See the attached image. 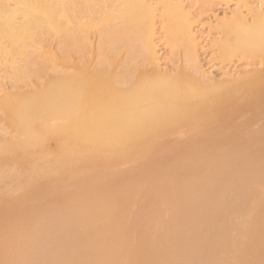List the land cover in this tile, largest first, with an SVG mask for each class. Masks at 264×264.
I'll use <instances>...</instances> for the list:
<instances>
[{
	"label": "bare ground",
	"instance_id": "1",
	"mask_svg": "<svg viewBox=\"0 0 264 264\" xmlns=\"http://www.w3.org/2000/svg\"><path fill=\"white\" fill-rule=\"evenodd\" d=\"M159 4L189 65L173 74L136 64L156 63ZM159 4L0 0V68L18 84L57 69L43 50L53 39L81 58L98 39L92 69L0 99L13 134L0 138V173L24 171L28 187H0V264H264V70L212 83L182 2ZM250 13L220 23V60L264 62V10Z\"/></svg>",
	"mask_w": 264,
	"mask_h": 264
},
{
	"label": "rangeland",
	"instance_id": "2",
	"mask_svg": "<svg viewBox=\"0 0 264 264\" xmlns=\"http://www.w3.org/2000/svg\"><path fill=\"white\" fill-rule=\"evenodd\" d=\"M161 1L162 0H149V2L152 5L154 4V6H156L155 4H159ZM176 1H178V2H176ZM181 2H182V4H181ZM181 2H179V0H173L174 4H177V3L181 4V6L183 8V12L185 11L184 14L187 16V20L189 21L188 24H189V26L191 25L190 26V30L192 32L191 33V36H192L191 40L193 41V45L194 44L196 45V46L194 45V48H195V52H196V57L198 56L197 62H199L198 64H199V68H201V70H202V72H201L202 75L204 73L205 76L208 77L212 81V83H219V82L227 80V79L233 80V78L235 79V78H238L242 75H249V74L264 70V62H262L260 60V58H253V59L249 58L247 60V59L241 58L238 55H235V56H231V58L228 60L222 61L218 58L220 56V54H219L220 52H219V49L217 48V44H218L217 42H219L221 37L223 38V35L221 34L222 32H220L221 31L220 23L222 24V22H224V20L232 19L234 16V12H237L238 10L242 13L243 17H246L247 20H249L248 22H251L253 20V17H251L252 14L250 12L254 9L257 10V8L258 9L262 8L264 10V0H239V1L238 0H181ZM244 4H245V6H244ZM160 6H161L160 4L157 5L158 8H156L157 11H155L156 14H155V19H154L155 20V23H154L155 35H154V39H153V42H154L153 44L154 45L156 44L155 45V47H156L155 54L157 53L156 54L157 60H155L156 63L153 62V64H149L148 62L143 63L144 62L143 60H142L143 62H140L138 60V63H136V64L141 63V65H140L141 67L138 65V67L141 69V71L160 70L163 73H167V74L172 73L173 74V73H176L177 72L176 70H178V69H181V68L186 69L185 67H187L186 66L187 62L184 61L185 55L183 54L184 48L182 46H181L182 48L177 47L176 50L178 48H180L177 51L175 49L173 50V48L171 46H169L170 43L168 41V37H167L166 31H165V21L166 20L162 16L163 8H161L162 6L161 7ZM252 8H254V9H252ZM220 20H222V21H220ZM218 26H220V28ZM92 33L88 35L89 36L88 38H90V40H89L90 44H88V45L91 48L89 47L90 48V49H88L89 52L86 51V52H88L86 55L83 54L84 52L82 53V55H83L82 58L77 56V55H74V54H72V55L70 54L71 56L69 55L68 57L61 56L62 54L58 50L59 46H57V44L59 43V40L57 41V39L56 40L53 39L49 44L50 46L47 45L48 47L46 46L45 48H43L45 54L48 53L47 56H49L51 58V60L54 61V62H51V64L53 63V66L54 65L57 66V69H55L54 71H56V72L59 71L58 73H62L63 71L69 72L73 65H76V66L80 65L81 66L83 63L86 64V66L88 65L92 69L97 63V57H96L97 51H95V47L98 44V42H97V44L95 46L96 40H98L97 39V33L95 32L96 35H94L95 34L94 31ZM213 42H215V43L213 44ZM217 49H218V51H217ZM124 52H122L123 54L120 53L118 56L117 62H119V63L116 62L117 68H118L119 64L125 62V58L127 57L126 56L127 53H124ZM82 55L80 54V56H82ZM66 58L68 60H66ZM0 63H1V61H0ZM147 63H148V65H147ZM51 64L48 63L47 66L49 67ZM134 64H132L129 67V69H131V67L133 69ZM143 64H144V66H142ZM58 65H59V67H58ZM0 66H1V64H0ZM47 66H46V68H47ZM73 67H75V66H73ZM138 67H136L134 69L136 70ZM3 68H0V71H2L0 73V99L4 95L9 94V93H25L28 90L32 91V89L38 88L39 87L38 85L41 86V84L44 80L47 81L46 79H48L49 76L53 77L57 74V73L55 74L54 71H47V70H51V68H49L47 70L43 69V71L41 70L42 71L41 72L40 71L41 67L38 66L37 69L41 72V75L38 74V76H36V77L32 76V77H30L31 80L29 78H21L23 80L25 79V81L28 79L30 81H26V82L24 81L23 82L21 80L20 81L21 83L19 82V84H18L16 82H13L14 80L12 78V75H10L11 73L9 72V70L5 69V68L3 70ZM120 68H121V66H120ZM139 68H138V70H139ZM52 69H54V68H52ZM114 69H115V67H114ZM44 70H46V73L44 72ZM118 71H120V69H118ZM188 71L191 74L192 73L195 74L194 70L191 68H190V70L187 69V72ZM229 74H233V75L232 76L230 75L231 76L230 77ZM14 91H16V92H14ZM2 113L3 112L0 110V138H1V140H3V139H5V136H6V138L8 136V138L10 139V137H12L13 134H12V132H8L9 130L7 129L8 127L6 125L7 123L4 120L5 115H4V113L3 114ZM261 118H263V119H261ZM261 118H258L259 120L257 119V121L254 120V125L256 127H260L261 125L264 124V117H261ZM245 120H247V118ZM6 132L10 133L11 135L10 134L5 135ZM215 137L217 138V136H215ZM177 138H178V136H175L173 139L177 140ZM5 140H8V139H5ZM51 140H52V142H46L47 144L49 143L48 145H50V146L54 141L53 139H51ZM47 141H50V140H47ZM47 144H46V146H48ZM156 152H158V149L156 150ZM155 153L153 155H155ZM15 155L18 156L19 153L15 154ZM153 155H151V156H153ZM0 162L2 163V160H0ZM22 163H19V164L23 165ZM0 166L1 167L3 166L6 169V171L8 170V168H6L4 165H0ZM128 169H130V166L128 164L127 165L125 164L121 167V171H127ZM2 170H3V168H2ZM5 172H3V173H5ZM3 173H0L3 175V177L0 178V187L2 188V191L3 190L6 191L7 187H9L11 184L13 187H11L9 189H12L16 186L15 187L16 189L15 188L12 189V190L16 191V194H17V189L21 190L20 187H22L24 189L25 188L28 189V187H26L27 183L24 184V182H26V180H25L26 176H25L24 171H19L16 173H12L10 175H6L7 172L5 174H3ZM37 177L40 178V179H38L39 181L42 180L41 175H38ZM35 178L36 177H34V179ZM34 179H32V181L30 180L31 182H28V183H34V184H29V189L30 188L33 189L34 186H36V187H38L39 185L41 186L40 182H38V184H35V183H37V182H35V181H37V179H35V180ZM14 183L15 184L18 183L17 184L18 186L15 185ZM22 185L25 187H23ZM31 186H33V187H31ZM5 187H6V189H4ZM40 188L38 187L37 190H39ZM19 190H18V192H19ZM22 190L17 195L14 194L15 195L14 198H20L22 196V194H23V196L28 194V193L25 194V191H28V190H23V191ZM33 191H34V189H33ZM57 195H58V191H57Z\"/></svg>",
	"mask_w": 264,
	"mask_h": 264
}]
</instances>
